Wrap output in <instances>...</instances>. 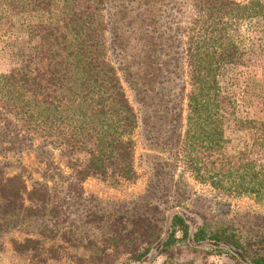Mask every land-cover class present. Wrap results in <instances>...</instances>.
I'll use <instances>...</instances> for the list:
<instances>
[{
  "label": "trees",
  "instance_id": "trees-1",
  "mask_svg": "<svg viewBox=\"0 0 264 264\" xmlns=\"http://www.w3.org/2000/svg\"><path fill=\"white\" fill-rule=\"evenodd\" d=\"M24 14L42 19L26 24L17 63L0 74V215L25 210L38 236L66 245L25 236L12 249L41 263L112 264L186 240L241 264H264V213L202 219L191 231L189 211L168 204L179 191L160 184L163 165L124 210L101 207L82 187L93 177L113 185L138 179L142 125L173 166L264 209L261 166L242 152L221 154L230 119L264 145V0H0V29ZM244 109L252 117L237 115ZM54 149L70 170L63 196L47 183L60 170ZM27 150L45 165L40 181L9 170V156L21 167ZM208 151L217 154V170L202 164Z\"/></svg>",
  "mask_w": 264,
  "mask_h": 264
},
{
  "label": "rangeland",
  "instance_id": "rangeland-1",
  "mask_svg": "<svg viewBox=\"0 0 264 264\" xmlns=\"http://www.w3.org/2000/svg\"><path fill=\"white\" fill-rule=\"evenodd\" d=\"M42 19L40 16L32 18L31 15H19L4 22L0 29V74L11 69L18 61V52L24 49L26 39V24L32 20ZM131 102L139 110H142L134 100L130 90H127ZM142 114V113H141ZM240 117H252L251 111L244 109L237 113ZM264 122V118H263ZM135 148V166L139 173L138 179L133 183L124 185H113L99 178H88L83 184L84 194L91 196L95 203L108 209L124 210L126 205L140 198L150 183L157 175L158 165H163L160 174L161 183L164 186H173L179 191L178 201L169 199V206L179 203L181 208H186L187 216L190 217L191 231L195 225L201 224L202 219L211 223H221L242 216L243 214L264 213V209L254 204L248 198H230L213 190L210 186L197 182L182 163L173 166L172 161L165 152L156 146L150 145L146 139L142 125L137 129ZM225 136L228 139L226 147L221 154L223 156H237L239 152L245 153V157L256 162L264 170V145L260 141H255L249 132L236 131L231 119L227 121ZM55 165L60 168L59 174L49 178L48 185L55 188L60 196H63V188L69 179L70 170L65 166L63 158L58 150H50ZM204 156V155H203ZM206 156V158H205ZM202 160V164L207 170H217V154L208 151ZM3 160L0 158V161ZM205 160V161H204ZM8 161L12 162L9 167L11 172H17L20 168L22 172L31 179L42 180V173L45 165L39 161L35 151L27 150L22 153L20 165L14 157L9 156ZM174 162V161H173ZM53 170V169H50ZM63 188H62V187ZM65 190V189H64ZM177 208V207H176ZM178 210H181L180 208ZM34 219L27 215L25 210L11 211L0 215V264H72L69 259H48L41 263L31 261L29 256L20 254L12 249V240H21L25 236L39 237L46 246L51 243L66 245L63 240L57 238V242L51 241L50 237L38 236ZM96 232V231H95ZM81 238H86L85 231H81ZM96 235V234H95ZM94 235V236H95ZM93 236V235H92ZM93 236V237H94ZM85 243V240H83ZM71 252L77 251L84 254L82 249H69ZM87 254V253H86ZM113 259V258H112ZM105 260H103V263ZM101 264V263H100ZM112 264H241L225 255H216L210 247L204 244L193 245L189 241H179L167 249V253H160L151 257L147 255L138 262L127 261L124 255L112 261Z\"/></svg>",
  "mask_w": 264,
  "mask_h": 264
}]
</instances>
